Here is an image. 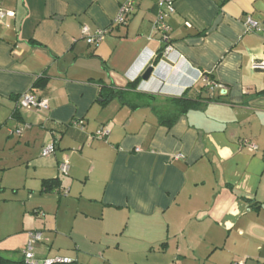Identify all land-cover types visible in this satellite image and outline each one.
Listing matches in <instances>:
<instances>
[{
    "label": "crops",
    "instance_id": "1",
    "mask_svg": "<svg viewBox=\"0 0 264 264\" xmlns=\"http://www.w3.org/2000/svg\"><path fill=\"white\" fill-rule=\"evenodd\" d=\"M125 1L0 0L11 13L0 22L5 145L28 154L15 163L33 164L40 197L67 195L53 214L57 233L27 229L49 243L39 261L61 237L75 249L60 257L77 264L84 251L130 262L134 248L136 264H264V70L253 69L264 64V0H172L167 55L153 29L158 0H135L120 26ZM82 27L106 34L88 45ZM116 91L122 97L104 103ZM25 93L47 109H20ZM183 94L195 107L167 124L169 99ZM101 128L107 138H93ZM53 141L54 154L42 157ZM62 162L59 193H43ZM63 205L70 222L60 220Z\"/></svg>",
    "mask_w": 264,
    "mask_h": 264
},
{
    "label": "rangeland",
    "instance_id": "2",
    "mask_svg": "<svg viewBox=\"0 0 264 264\" xmlns=\"http://www.w3.org/2000/svg\"><path fill=\"white\" fill-rule=\"evenodd\" d=\"M2 129L4 128L0 129L2 131L0 132V254L16 261L23 257L26 250L28 234L32 232H27L28 228L44 231V239L48 238L50 233H57L54 229L55 216L53 214L56 212L58 198L61 197L60 199L63 200L67 195L54 194L55 196L40 197L41 195L37 193L39 181L38 177L34 175L33 164L27 167L24 163L21 166H16L15 163L17 157L27 160L28 154L20 151L21 149H7L5 130ZM5 168L8 169L4 170ZM67 206L70 208V202ZM64 208L63 205L59 210L60 220L64 222L65 218H68L70 222V217L65 216ZM43 211L46 212L45 215ZM62 227L65 229V224ZM70 238L76 240V233ZM51 245L52 252L47 255V260L63 258L60 256L65 252H73L75 249L72 242L61 237H57L56 242H51ZM47 247H49L47 242L38 243L34 247V256L38 261L44 259L40 258L42 254L48 253ZM140 253L141 251L137 248L130 250L129 260L131 261L122 264H136L141 258ZM77 256L78 264H106L104 259H101V252L98 255L97 252L94 255H89L84 251L79 252ZM105 259L107 260L108 257ZM41 262L39 261V263Z\"/></svg>",
    "mask_w": 264,
    "mask_h": 264
},
{
    "label": "built area",
    "instance_id": "3",
    "mask_svg": "<svg viewBox=\"0 0 264 264\" xmlns=\"http://www.w3.org/2000/svg\"><path fill=\"white\" fill-rule=\"evenodd\" d=\"M159 7L158 11V16H157V22L155 23L153 29L154 31L159 35V37L163 40V42L166 43V47L163 50V54H169L170 52L173 51V48L168 45V38H169V27L167 24L164 22V17L168 14H173L174 8L172 4V0H158L157 3ZM135 9V0H126L124 3H122L119 6L117 16L115 18V23L120 26H125L127 24V21L129 17L132 15ZM11 13L3 10L1 8V3H0V22L3 21L5 18L9 17ZM248 28L249 31H260L259 26L252 22L248 21ZM81 34L83 40L88 45H97L104 37L106 34V31H96L94 34H91L89 32V29L87 27H82L81 28ZM253 69H262L264 70V64L260 65H253ZM17 106L20 109H24L26 111H31V110H42V109H47V102L44 100H39L37 99L34 95L30 93H25L21 96L20 100L18 101ZM74 126L79 127L80 123H73ZM18 134L20 133L19 130H17ZM108 136V131L101 128L98 132H96L92 137L96 139H106ZM243 146L247 147L249 151L255 152L256 147L253 144H250L246 141L242 143ZM136 152H139V149L135 150ZM55 152V142H51L50 144L46 145L42 151H41V156L42 157H49L52 156ZM177 159H182L181 156L177 157ZM58 174L60 177H67L69 173V165L67 162H62L58 164L57 166ZM42 242V235L39 232H32L28 236V242H27V247L26 250L23 254V258L26 264H52V263H68L70 262L69 259H55V260H44L41 263L37 262L34 260V254H33V246L37 243ZM242 264V263H238Z\"/></svg>",
    "mask_w": 264,
    "mask_h": 264
},
{
    "label": "trees",
    "instance_id": "4",
    "mask_svg": "<svg viewBox=\"0 0 264 264\" xmlns=\"http://www.w3.org/2000/svg\"><path fill=\"white\" fill-rule=\"evenodd\" d=\"M140 79H137L136 81H134L133 83H130L127 85V88H134L135 86L138 85ZM113 95H116L118 97H122V92L121 91H116V92H109L107 94H105V100L104 103H106L107 100H109L110 97H112ZM169 104L171 107L174 108V110L171 113H168L167 115H163L161 118L162 120H166L167 124H171L172 122L175 121V116H178L180 113H183L185 111H187L188 109H191L193 107H195L196 105V98L187 95V94H183L181 97L179 98H172L169 99ZM61 180L62 177H58L55 179H50V180H43L41 182V191L43 193H52V192H57L59 193L60 190V186H61ZM0 264H26L24 261V258L22 257L19 260H11L9 258L3 257L0 254ZM52 264H77L75 261L70 260V262L68 263H63V262H59V263H52Z\"/></svg>",
    "mask_w": 264,
    "mask_h": 264
},
{
    "label": "water",
    "instance_id": "5",
    "mask_svg": "<svg viewBox=\"0 0 264 264\" xmlns=\"http://www.w3.org/2000/svg\"><path fill=\"white\" fill-rule=\"evenodd\" d=\"M152 71H153L152 67L147 68L146 71L141 76V79L144 80V81L148 80V78L150 77Z\"/></svg>",
    "mask_w": 264,
    "mask_h": 264
}]
</instances>
